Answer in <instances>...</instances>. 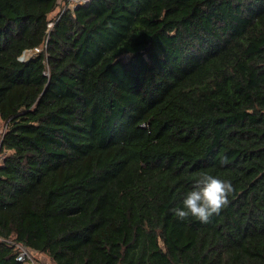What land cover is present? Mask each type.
<instances>
[{
    "label": "trees",
    "instance_id": "trees-1",
    "mask_svg": "<svg viewBox=\"0 0 264 264\" xmlns=\"http://www.w3.org/2000/svg\"><path fill=\"white\" fill-rule=\"evenodd\" d=\"M0 150V264H264V0H0Z\"/></svg>",
    "mask_w": 264,
    "mask_h": 264
},
{
    "label": "clouds",
    "instance_id": "clouds-1",
    "mask_svg": "<svg viewBox=\"0 0 264 264\" xmlns=\"http://www.w3.org/2000/svg\"><path fill=\"white\" fill-rule=\"evenodd\" d=\"M227 163L226 156L220 159L221 165ZM234 191L235 188L230 180L205 173L185 193L182 207L177 206L171 211L181 221L194 217L201 223L207 224L214 215H219L228 206L229 197Z\"/></svg>",
    "mask_w": 264,
    "mask_h": 264
},
{
    "label": "built area",
    "instance_id": "built-area-1",
    "mask_svg": "<svg viewBox=\"0 0 264 264\" xmlns=\"http://www.w3.org/2000/svg\"><path fill=\"white\" fill-rule=\"evenodd\" d=\"M90 0H68V5L70 7H76L78 4H85ZM52 22L49 23V26H52ZM4 153L0 150V163L3 161ZM19 252L17 255V260L22 261L24 264H46V262L37 261L36 254L32 249H29L26 246L18 244Z\"/></svg>",
    "mask_w": 264,
    "mask_h": 264
},
{
    "label": "rangeland",
    "instance_id": "rangeland-1",
    "mask_svg": "<svg viewBox=\"0 0 264 264\" xmlns=\"http://www.w3.org/2000/svg\"><path fill=\"white\" fill-rule=\"evenodd\" d=\"M64 2V4H65V2H67V0H60V3L62 4ZM59 10V8L54 12V13H52L51 14V17H54V16H56L58 13H57V11ZM37 51V49H33V50H27L25 53H24V59H26V58H28L32 53H34V52H36ZM40 253H38V256H37V259H39L40 258ZM46 257V256H45ZM46 259L48 260V262L46 261ZM44 261L46 262V264H50V262H49V258L48 257H46L45 259H44Z\"/></svg>",
    "mask_w": 264,
    "mask_h": 264
},
{
    "label": "crops",
    "instance_id": "crops-1",
    "mask_svg": "<svg viewBox=\"0 0 264 264\" xmlns=\"http://www.w3.org/2000/svg\"><path fill=\"white\" fill-rule=\"evenodd\" d=\"M37 256H38V254H36V257H37ZM45 258H46L45 255L41 254V255H40V258H39L38 260H40V262L43 263V262H45V261H44ZM46 261L48 262L47 259H46Z\"/></svg>",
    "mask_w": 264,
    "mask_h": 264
},
{
    "label": "water",
    "instance_id": "water-1",
    "mask_svg": "<svg viewBox=\"0 0 264 264\" xmlns=\"http://www.w3.org/2000/svg\"><path fill=\"white\" fill-rule=\"evenodd\" d=\"M21 60H24V55L20 57Z\"/></svg>",
    "mask_w": 264,
    "mask_h": 264
}]
</instances>
